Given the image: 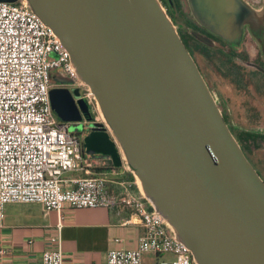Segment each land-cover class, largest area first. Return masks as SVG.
<instances>
[{
	"label": "water",
	"instance_id": "95a60500",
	"mask_svg": "<svg viewBox=\"0 0 264 264\" xmlns=\"http://www.w3.org/2000/svg\"><path fill=\"white\" fill-rule=\"evenodd\" d=\"M21 1L54 31L94 98L101 122L78 88L51 91L62 121L93 123L85 152L134 176L195 264H264V180L161 1ZM190 3L218 33L243 22L234 0Z\"/></svg>",
	"mask_w": 264,
	"mask_h": 264
},
{
	"label": "built area",
	"instance_id": "2783aa9c",
	"mask_svg": "<svg viewBox=\"0 0 264 264\" xmlns=\"http://www.w3.org/2000/svg\"><path fill=\"white\" fill-rule=\"evenodd\" d=\"M58 70L71 89L84 93L70 53L54 31L21 0L0 1V221L12 202L39 203L59 213L66 207L128 210L124 222L141 223L145 233L135 248L111 249L106 264H142L147 252L173 256L157 264H195L163 217L136 194L135 179L118 180L113 193L104 176L92 174L83 141L70 131L72 122L53 110L52 80ZM84 98L94 121L101 122L93 96L84 93ZM77 172L85 175H69ZM63 226L60 220L48 237L42 264H81L63 250Z\"/></svg>",
	"mask_w": 264,
	"mask_h": 264
},
{
	"label": "flooded vegetation",
	"instance_id": "af4514ba",
	"mask_svg": "<svg viewBox=\"0 0 264 264\" xmlns=\"http://www.w3.org/2000/svg\"><path fill=\"white\" fill-rule=\"evenodd\" d=\"M192 55L225 122L264 180V0H234L243 22L218 33L202 24L190 0H160ZM72 91L58 70L52 89ZM81 96L84 93L80 90ZM66 92L56 97L63 101Z\"/></svg>",
	"mask_w": 264,
	"mask_h": 264
},
{
	"label": "crops",
	"instance_id": "0c3cea01",
	"mask_svg": "<svg viewBox=\"0 0 264 264\" xmlns=\"http://www.w3.org/2000/svg\"><path fill=\"white\" fill-rule=\"evenodd\" d=\"M86 157L92 164V174L104 176L113 193L118 191V180L135 179L124 167H117L111 157L101 154L90 156L88 153ZM135 191L151 208L138 186ZM129 217L128 210L66 207L59 213L56 210L47 212L39 203H8L0 221V251H4L0 252V264H42L47 239L55 232L60 220L64 224L63 250L68 257L81 264H106L111 249L135 248L145 233L141 223L126 224L124 221ZM172 258L170 254L147 252L143 254L142 264H157L160 259Z\"/></svg>",
	"mask_w": 264,
	"mask_h": 264
},
{
	"label": "rangeland",
	"instance_id": "374dc122",
	"mask_svg": "<svg viewBox=\"0 0 264 264\" xmlns=\"http://www.w3.org/2000/svg\"><path fill=\"white\" fill-rule=\"evenodd\" d=\"M92 124L87 122L86 120L77 123L72 122L70 126V131L77 133L79 138L83 141L84 138L91 132L93 128Z\"/></svg>",
	"mask_w": 264,
	"mask_h": 264
},
{
	"label": "trees",
	"instance_id": "16d2710c",
	"mask_svg": "<svg viewBox=\"0 0 264 264\" xmlns=\"http://www.w3.org/2000/svg\"><path fill=\"white\" fill-rule=\"evenodd\" d=\"M55 75H56V74H55ZM55 75H54V76H55ZM54 76H53V77H54ZM68 82H69V79H68ZM130 175L132 176V178H134L132 174H130Z\"/></svg>",
	"mask_w": 264,
	"mask_h": 264
}]
</instances>
